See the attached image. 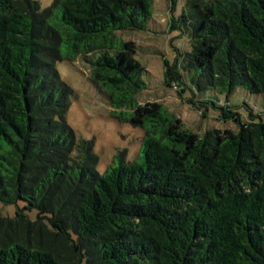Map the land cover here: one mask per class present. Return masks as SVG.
<instances>
[{
  "label": "trees",
  "instance_id": "trees-1",
  "mask_svg": "<svg viewBox=\"0 0 264 264\" xmlns=\"http://www.w3.org/2000/svg\"><path fill=\"white\" fill-rule=\"evenodd\" d=\"M169 3L190 49L163 60L164 86L236 131L199 136L138 102L145 70L117 34L146 31L153 0H0V203L16 209L0 264H264V0ZM78 58L109 116L142 131L103 173L66 122L56 66ZM236 89L259 97L245 114Z\"/></svg>",
  "mask_w": 264,
  "mask_h": 264
},
{
  "label": "rangeland",
  "instance_id": "rangeland-1",
  "mask_svg": "<svg viewBox=\"0 0 264 264\" xmlns=\"http://www.w3.org/2000/svg\"><path fill=\"white\" fill-rule=\"evenodd\" d=\"M41 7H47L52 0H37ZM180 4L184 0H179ZM179 6L174 16H178ZM169 0H153V15L146 31L122 32L117 36L123 41L136 45V59L144 68L143 79L146 90L139 97L140 104L155 103L171 112L183 126L191 132L202 136L207 131H236L232 122H219L213 114L195 111L181 100L175 90L163 84V60L171 59V50L188 52L190 49L186 38L170 34L171 18ZM175 37V38H174ZM61 79L73 90L74 96L66 116V122L75 132L77 138L93 140V151L98 158L97 171L103 173L112 165L114 156L126 151V162H132L140 150L142 131L126 123H119L109 116L110 108L88 81V67L77 59L72 63L59 62L56 66ZM233 92L230 101L240 107L245 114L244 103L252 106L258 96H239ZM260 99H262L260 97ZM255 110H262L264 104L255 100ZM16 209L11 205L0 203V216L13 217ZM34 217V212L31 213Z\"/></svg>",
  "mask_w": 264,
  "mask_h": 264
}]
</instances>
